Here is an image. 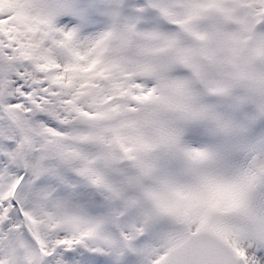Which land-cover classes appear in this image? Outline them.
I'll return each mask as SVG.
<instances>
[{
	"label": "snow or ice",
	"instance_id": "snow-or-ice-1",
	"mask_svg": "<svg viewBox=\"0 0 264 264\" xmlns=\"http://www.w3.org/2000/svg\"><path fill=\"white\" fill-rule=\"evenodd\" d=\"M0 264H264V0H0Z\"/></svg>",
	"mask_w": 264,
	"mask_h": 264
}]
</instances>
